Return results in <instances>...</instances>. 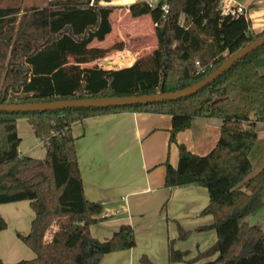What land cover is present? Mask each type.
<instances>
[{"label":"trees","instance_id":"obj_1","mask_svg":"<svg viewBox=\"0 0 264 264\" xmlns=\"http://www.w3.org/2000/svg\"><path fill=\"white\" fill-rule=\"evenodd\" d=\"M48 0L44 6H0V104L53 102L109 96L169 93L203 79L240 49L258 40L244 14L224 13L222 0ZM168 6L165 12L163 6ZM125 8L134 18L150 16L156 44L123 68L92 64L123 41L103 46L113 32L112 14ZM121 59V58H120ZM118 63L114 61L113 64ZM264 44L235 62L197 93L176 100L106 108L44 112L0 111V204L29 200L35 212L28 234L19 238L34 252L12 264H99L106 245L91 236L104 217L101 202L88 200L71 131L74 122L123 111L171 116L170 140L196 118H220V135L204 155L178 144L177 167L166 162L165 186H204L203 215L216 242L194 257L168 242V264H264V232L247 217L264 206V167L253 172L249 154L264 121ZM27 118L46 147L42 159L22 156L17 121ZM53 225L58 229L51 233ZM7 222L0 215V230ZM178 239L190 232L179 223ZM133 242L129 244L132 246ZM218 254L214 260H209ZM141 264H155L146 254ZM0 264H7L0 258Z\"/></svg>","mask_w":264,"mask_h":264},{"label":"crops","instance_id":"obj_2","mask_svg":"<svg viewBox=\"0 0 264 264\" xmlns=\"http://www.w3.org/2000/svg\"><path fill=\"white\" fill-rule=\"evenodd\" d=\"M237 6L245 8L254 33L264 30V0H222L223 10ZM260 72L264 73V65ZM222 122L214 117L196 118L190 128L177 133L175 141L170 140L172 119L167 114L123 111L72 124L84 195L104 207L99 216L104 218L90 228L93 239L107 247L99 264H141V255L135 252L139 241L149 236L155 245L166 250V257L170 239H175L177 249L190 251L189 257L216 242L214 229L199 230L213 222L212 215L210 218L202 214L210 200L208 189L194 185L167 188L165 163L177 167L180 143L196 154L210 152L219 138ZM255 129L258 141L249 154L254 173L264 167V121L257 122ZM17 130L22 156H46V147L27 118L18 119ZM0 215L7 222V228L0 230L2 261L12 264L34 258L35 252L18 236L30 232L35 218L30 201L2 203ZM247 222L259 225L264 232V206L249 215ZM178 223L193 231L195 243L188 241L190 237L178 239ZM57 229L53 225L48 237ZM131 242L133 245L129 246Z\"/></svg>","mask_w":264,"mask_h":264},{"label":"rangeland","instance_id":"obj_3","mask_svg":"<svg viewBox=\"0 0 264 264\" xmlns=\"http://www.w3.org/2000/svg\"><path fill=\"white\" fill-rule=\"evenodd\" d=\"M136 0H114L113 4H125L132 3ZM152 4H155L158 0H147ZM48 3V0H0V6H44ZM113 22V32L104 41L106 47L112 46L114 43L123 41L125 48L121 51H112L110 55L104 59L93 62L92 64H98L106 69H118L126 66L132 65L136 58L143 56L153 51L156 44V36L154 32V24L152 23L150 17L143 16L134 18L130 15L127 9L118 8L112 14ZM122 58V59H120ZM133 58V59H131ZM111 61V63H106ZM114 61L118 63L113 64ZM255 167H257L255 163ZM204 217H212L206 215ZM189 240L190 243H195L197 239L192 238L191 230ZM152 237H144V239L139 241L138 249L136 254L143 255L146 254L155 264H168L166 257V250L164 248H159L152 241ZM138 261V260H137ZM136 261V262H137ZM136 264H139L138 262ZM215 264V263H213Z\"/></svg>","mask_w":264,"mask_h":264},{"label":"water","instance_id":"obj_4","mask_svg":"<svg viewBox=\"0 0 264 264\" xmlns=\"http://www.w3.org/2000/svg\"><path fill=\"white\" fill-rule=\"evenodd\" d=\"M264 44V35L258 40L240 49L229 57L223 64L211 72L205 79L186 87L182 90L169 93H155L132 96H109L86 99H66L53 102H38L24 104H0V111L9 112H44L47 110H63L67 108H106V107H124L136 104H147L163 100H176L197 93L207 84L218 78L223 72L228 70L235 62L245 57L248 53ZM106 63H111L107 61Z\"/></svg>","mask_w":264,"mask_h":264},{"label":"built area","instance_id":"obj_5","mask_svg":"<svg viewBox=\"0 0 264 264\" xmlns=\"http://www.w3.org/2000/svg\"><path fill=\"white\" fill-rule=\"evenodd\" d=\"M163 9L165 10V12H168V6L167 5H164ZM223 12L229 13L232 16H236L238 14H244L245 15V8L242 6L231 7V8H227L226 10H223Z\"/></svg>","mask_w":264,"mask_h":264},{"label":"bare ground","instance_id":"obj_6","mask_svg":"<svg viewBox=\"0 0 264 264\" xmlns=\"http://www.w3.org/2000/svg\"><path fill=\"white\" fill-rule=\"evenodd\" d=\"M122 59V58H121ZM131 59H133V58H131Z\"/></svg>","mask_w":264,"mask_h":264}]
</instances>
